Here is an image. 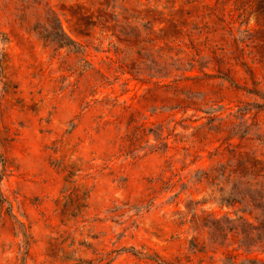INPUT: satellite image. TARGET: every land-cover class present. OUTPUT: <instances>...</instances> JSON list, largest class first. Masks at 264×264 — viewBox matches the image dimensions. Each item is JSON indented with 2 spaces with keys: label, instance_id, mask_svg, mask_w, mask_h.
<instances>
[{
  "label": "rangeland",
  "instance_id": "1",
  "mask_svg": "<svg viewBox=\"0 0 264 264\" xmlns=\"http://www.w3.org/2000/svg\"><path fill=\"white\" fill-rule=\"evenodd\" d=\"M0 264H264V0H0Z\"/></svg>",
  "mask_w": 264,
  "mask_h": 264
},
{
  "label": "trees",
  "instance_id": "2",
  "mask_svg": "<svg viewBox=\"0 0 264 264\" xmlns=\"http://www.w3.org/2000/svg\"><path fill=\"white\" fill-rule=\"evenodd\" d=\"M160 1H161V0H156V2H158V3H159Z\"/></svg>",
  "mask_w": 264,
  "mask_h": 264
}]
</instances>
